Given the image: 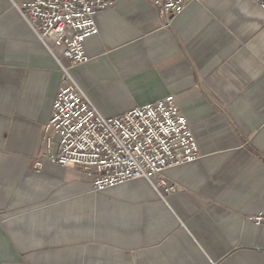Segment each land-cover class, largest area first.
Instances as JSON below:
<instances>
[{"label":"crops","instance_id":"0c3cea01","mask_svg":"<svg viewBox=\"0 0 264 264\" xmlns=\"http://www.w3.org/2000/svg\"><path fill=\"white\" fill-rule=\"evenodd\" d=\"M0 0V264H264V0H201L169 25L155 0L96 16L73 67ZM61 66L106 118L174 98L199 158L96 193L42 160ZM171 189L167 191V189ZM14 192V193H15ZM11 211V212H10Z\"/></svg>","mask_w":264,"mask_h":264},{"label":"built area","instance_id":"2783aa9c","mask_svg":"<svg viewBox=\"0 0 264 264\" xmlns=\"http://www.w3.org/2000/svg\"><path fill=\"white\" fill-rule=\"evenodd\" d=\"M115 1L26 0L16 9L44 47L50 52L49 45L58 48L75 67L88 61L83 44L98 33L96 16ZM199 1L155 0L154 5L169 25L188 4ZM61 71L63 85L43 131L42 160L91 176L92 190L99 193L137 179L147 180L154 188L164 187V181L153 179L199 158L187 119L172 96L106 118L81 93L68 70L61 66ZM250 221L264 226V209Z\"/></svg>","mask_w":264,"mask_h":264},{"label":"rangeland","instance_id":"374dc122","mask_svg":"<svg viewBox=\"0 0 264 264\" xmlns=\"http://www.w3.org/2000/svg\"><path fill=\"white\" fill-rule=\"evenodd\" d=\"M13 190L12 193H8L7 195L3 194L0 200V210L3 214L9 213L7 210L11 206L20 207L24 205V201L22 200L21 195H17V193ZM11 212V211H10Z\"/></svg>","mask_w":264,"mask_h":264}]
</instances>
